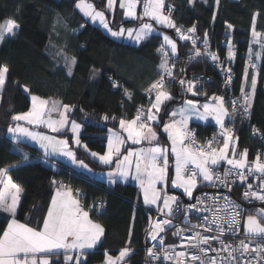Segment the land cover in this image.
<instances>
[{
	"label": "snow or ice",
	"instance_id": "snow-or-ice-1",
	"mask_svg": "<svg viewBox=\"0 0 264 264\" xmlns=\"http://www.w3.org/2000/svg\"><path fill=\"white\" fill-rule=\"evenodd\" d=\"M194 2L195 0H189L190 4ZM215 2L218 6L219 0H215ZM141 4L142 12L138 15L137 7ZM116 5L117 0H106L104 8L97 9L96 5L89 0H77L75 7L90 18L93 23H99L113 37H126L140 43L157 31L153 27V23L150 22L155 21L158 25L175 29L182 40H190L193 46L197 44L199 37L194 35L196 26L193 25L187 29L186 34L182 27L177 26L171 18L173 10L171 6L168 7L167 14L165 13V0H119L123 18L130 21L139 20L140 24L135 28H125L121 25L114 30L111 27L112 21L109 20L106 13L114 15ZM255 15H259V13ZM145 18H148L149 22H145ZM19 27L18 21L14 18L5 19L0 23V43L6 37L15 36ZM227 28L232 29L233 25L228 24ZM252 31L254 38L262 36L261 33L255 31V20H253ZM203 48V52L199 47L191 49L193 56L189 59L205 56L214 63H219L218 54L209 50L207 32L204 33ZM157 51L161 53V62L158 66L159 78L144 89L149 97V106H140L132 119L119 118L121 131L109 129L107 151L103 155L91 151L88 145L83 143L80 138L82 125L75 119H70V115L75 111L74 107L61 100L31 95V108L26 112L14 113L11 116L12 124L9 125L7 131L12 134L14 142L19 143L23 139L36 142L45 157H65L76 167L86 172H92L93 170L83 159L77 158L76 151L69 139L67 137L60 138L64 136L65 132H70L72 144L76 148H83L100 164L111 165L115 160V169L105 174L110 184H115L120 179L126 180L129 176L137 180L143 191L144 203L156 206V211L164 217L163 219L160 216L154 220L150 219L149 228L146 230L147 236L152 241H157L159 238V244L163 246L164 237L161 234L176 227V231L171 234L181 239L179 247L193 250L176 251L178 246L173 244L158 252L156 251L157 245L153 244L146 250V255L149 258L146 264H151V261H159L161 256L164 260L172 261L173 264H264V244L258 243L255 247L251 246L252 240L264 239V223L261 222L264 219V208L256 209V215L247 216L244 224L247 242L241 239L238 245L233 247L231 244L225 243L224 236L225 233L235 235L240 231L241 216L237 209H240L241 206L232 201L229 196L211 197L212 206L210 207L205 203V200L209 198L207 194H204L196 198L195 204L184 206L185 222L190 225V228L185 229L175 226L172 219L174 211L180 208L179 198L174 195H162V191L157 188L158 184L166 185L168 182V155L171 151L175 158V176L171 183L176 188L182 189L183 194L187 197L192 198L193 192L198 186L208 184L214 187L223 185L231 191V183H235V181L230 182L229 177L235 176L241 182H246L249 176L255 175L260 180L259 187L253 190V185L248 183L243 192V198L249 202L252 200L264 202V160L261 159V154L257 153L255 160L250 164L247 159L248 149L244 148L237 153L238 137L233 135L232 128L225 126L226 118L234 120L237 112L250 118L251 98L255 93L259 75V68L253 62L251 50L248 67L252 68L254 72L251 77L250 92L246 93L244 87H241V96L230 102L231 111L226 107L223 96L214 94L210 98L211 102L203 104H200L196 99H185L179 106L167 112L169 119L162 125L160 123L161 108L162 106L166 108V102L175 99L172 93L167 90V83H177L182 95L192 93L193 96H199L201 93L196 91L199 84L198 79L177 80L174 76L175 63L170 64L169 52L175 55L177 44L172 38L166 34L163 35V42ZM57 55L63 57L68 74L71 75L72 69L77 63L76 56L69 55L63 48L59 49ZM234 56L233 46L228 43V60L231 61ZM8 72L9 68L6 64L0 66V96H2ZM96 72L97 70L94 69V76ZM227 73L229 75L226 83H230L232 79L230 68L227 69ZM244 81L248 82V68H245ZM113 87L120 88L122 86L118 82H113ZM24 90L25 92L31 91L26 85ZM124 95L129 99L132 98V93L127 89L124 90ZM204 95L207 94L204 93ZM153 96L154 99H152ZM193 117L201 120H208L209 117L214 119L221 130L220 139L223 141L221 147L213 146L217 141L216 136L203 144L197 142L195 133L188 127L189 121ZM101 118L104 121L117 120L116 116H109L106 113ZM153 123L157 127H162V131L167 134L171 141L170 149L158 142V133L152 126ZM41 127L57 135L39 131L38 129ZM128 142L134 145L146 142L149 146L125 147ZM230 149L231 156L229 155ZM21 154L24 160L29 159L28 153L21 152ZM222 162L229 167L223 174L215 172L214 169ZM18 166L0 167V185H2L0 188V212L8 214L10 217L7 227L0 234V264H87V253L102 243L105 228L101 223L90 218L89 211L84 210L79 199L82 195L80 189L74 190L62 181L53 180L52 183L56 186L55 194L47 207L46 215L42 218V223L38 222L36 227L30 226L29 223H22L16 218L24 189L13 181L10 172L12 168ZM221 199L224 201L223 204H219ZM103 205L104 202L99 201L92 207H103ZM193 210L200 213H211V216L203 215L199 223L192 224L187 214ZM202 228L206 231H199ZM185 231L192 232V235L185 237ZM213 231L216 235L208 234ZM213 241H218L220 247L212 248ZM130 245L131 231L127 244L119 250L118 256L114 257L105 250L104 264H125L126 259L134 254V249ZM209 252H215L216 255L209 256ZM221 253L227 255H221ZM236 253H239V256ZM54 256H63V261L53 260Z\"/></svg>",
	"mask_w": 264,
	"mask_h": 264
},
{
	"label": "trees",
	"instance_id": "trees-1",
	"mask_svg": "<svg viewBox=\"0 0 264 264\" xmlns=\"http://www.w3.org/2000/svg\"><path fill=\"white\" fill-rule=\"evenodd\" d=\"M76 1L0 0V20L14 18L20 25L15 36L6 37L0 43V66L6 64L9 68L0 97V167L19 165L10 172L13 181L24 189L17 209L18 220L33 227L38 222L42 223L56 187L52 181L66 182L72 188L83 190L86 205L97 200L106 202L100 215L91 214L95 221L104 226L105 236L102 243L88 251L87 264L104 263L105 250L112 255L119 254V250L127 244L130 231V247L134 249V254L126 259L125 264H142L144 232L151 217L143 207L137 185L119 182L108 186L64 161L46 157L54 164L43 162L37 157L39 154L43 156L37 147L22 143L28 152L20 150L6 136L7 129L12 124L11 116L29 110L31 95L34 94L72 105L75 111L70 119H75L82 125L80 137L83 143L92 151L104 152L108 131L110 128H119V118L132 119L137 106H149V97L144 89L160 75L158 66L161 54L157 49L163 42L162 34L155 32L139 45L117 40L100 26L87 20L75 7ZM89 1L97 9H103L106 3V0ZM169 4L176 6L171 14L178 24L190 27L195 25L202 38L207 32V39L221 58L227 57L228 43L235 45L232 70L236 76L234 88L237 94L241 93V87H244L246 93L250 92L254 72L248 67L251 50L259 75L251 98V115L248 121L264 135V0H219L218 6L215 0H195L193 4L189 0H165V6L168 7ZM256 13L259 15H255ZM106 14L110 18V13ZM253 20L255 31L262 34L259 44L254 47ZM139 23L140 21L124 19L118 25L130 27ZM228 24H232L233 28L228 29ZM189 43L188 40L178 38L175 55H188L191 52ZM60 48L77 58L71 75L68 74L63 57L57 55ZM181 65L179 63L176 78L181 72ZM245 68H248L247 83L244 81ZM94 69L97 70L95 76ZM183 71L191 79L193 75L205 73L212 75L215 81L207 84L206 91L199 96L190 94L186 97L181 94L176 83L168 84L175 99L166 102V108L163 106L161 125L168 116L167 112L180 105L187 97L204 101L213 94H222L227 105V94L221 87L217 71L209 61L192 60ZM113 82H118L122 87H113ZM25 85L30 92H25ZM125 89L132 93L131 99L124 95ZM105 113L116 116L117 120L104 121L101 117ZM228 121L236 125L239 148H247L248 157L253 158L259 140L254 136L252 127L236 116L234 120L227 119L226 124ZM190 126L196 128L201 137L215 130L212 124L205 123L203 126L198 121H192ZM157 129L160 140L168 143L166 134L161 131L162 127ZM75 151L78 159H83L96 169L113 167V164H100L83 148L75 147ZM21 152L28 153L29 159L24 160ZM202 187L198 186L195 191ZM9 219L8 214L0 212V234L7 227ZM52 259L63 261L62 256H54Z\"/></svg>",
	"mask_w": 264,
	"mask_h": 264
},
{
	"label": "built area",
	"instance_id": "built-area-1",
	"mask_svg": "<svg viewBox=\"0 0 264 264\" xmlns=\"http://www.w3.org/2000/svg\"><path fill=\"white\" fill-rule=\"evenodd\" d=\"M169 6L172 7V9H173L172 11L176 10L175 5L169 4L168 7ZM174 21L177 24V26H181L182 30L185 31V33L187 34V29H189L191 27L190 26H184L182 24H178L176 20H174ZM194 35H195V37H199L196 45H199V44L203 45V39L204 38H202L200 35H198L197 30H196V33ZM188 41H190V40H188ZM232 46H233V48H235V45H232ZM211 47H212V45L209 41V49H210V51L218 54L219 63H214L210 58H208V57H206V58L212 64V67L217 71V73L219 75L221 87L223 88V90L227 94V97H226L227 106L229 108V111H231V103H230L231 100L241 96V93L240 94L235 93V88H234L235 81H236V76L232 70V66L234 64V59L232 58L231 61H229L227 57L221 58L219 52L217 50H214L213 48L211 49ZM169 56L171 57L170 64L175 63V68L173 69V74L175 76L176 71L179 68V63L184 64V63H186L187 60L183 57H179L177 55H173L170 53H169ZM221 65H222V67H221ZM229 68L231 69L230 75L232 76V79H231L230 83H226L227 76L229 75V73H227V69H229ZM178 79H185V80L198 79L199 84H198V87L196 89L200 92L206 91L207 84H211L212 82L215 81V78L212 75H210V74L208 75L205 73H199V74L193 75V78L191 79V78L187 77V74L185 71L180 72L177 80ZM168 84H171V82L167 83V85ZM176 86H177V88H179V90L181 92L180 86L177 83H176ZM187 95H190V93L184 94L183 96L186 97ZM142 105L145 107H148L147 104H141V105L137 106V109ZM250 113H251V109H250ZM235 116L241 118L243 121H246L247 126L252 127L254 136L257 137V140H259V143L255 148V154L260 153L261 159L264 160V135H262L259 131H254L257 129L248 121L249 120L248 117L242 116L239 112H237V114ZM204 125L205 124H203V126ZM226 125L233 129V135L235 137H237L235 123L232 121H228ZM189 129L195 133V138H196L198 143H201V144L206 143L208 140L212 139L213 136L217 137V141L213 145L214 147L218 148L219 145L222 143V140L220 139V131H221L220 129L215 128V130L213 132H211L210 134L204 135L203 137L198 135V131L196 128L190 127ZM186 143H187V141H186ZM41 159L44 162L51 163V164L53 163L46 157L42 156ZM228 167L229 166H227V165H220L217 168H215L214 171L217 173L223 174L225 169ZM229 181L230 182L235 181V183H231V191H229L227 188L223 187V185H219V186L214 187V186L208 184V185H205L202 188L198 189L197 191H194L192 198H189L186 195L179 194L177 197L179 198L180 208L178 210L174 211V213H173V216H172L173 224L175 226H179V227H182L185 229L190 228V225L185 222L184 206L189 205V204H195L197 197H200L204 194H207V197L209 199H206L205 203L211 207L212 206L211 199H210L211 197H214L217 195L229 196L232 201H234L236 204H239L241 206L240 209H237V211L240 212L241 222L239 225L240 231L237 232L235 235H233L232 233H225V236H224L225 243L231 244L233 247H235L238 245L239 240H241V239H244L247 242L248 238H247L246 233L244 232V229H243L244 218H245L247 213H254L255 209L258 206L264 207V202H261L259 200H252L251 202H249L248 200H245L243 198V192L245 191L248 183H251L253 185V190H256L259 187L260 180H258L255 175H251L248 177V180L246 182H241L240 180L236 179L235 176L229 177ZM63 183L69 185L66 182H63ZM217 183L219 184V182H217ZM73 189L75 190V189H80V188H74L73 187ZM80 191H81L82 195L79 197V199L81 200V203L84 206V210L85 211L90 210L91 213H93L94 215H100L105 209L106 202L103 201L104 202L103 207L93 208L92 205L94 203L99 202L100 200H97L95 202H91L89 205H86L85 201L83 200L84 192L82 189H80ZM223 203H224V201H223V199H221L219 201V204H223ZM143 207L150 214V217H151L150 219L154 220L158 216H160V214L156 211V207H150V206H143ZM187 215L190 217L191 223L196 224V223L200 222V219H202L203 215L211 216V213H207V212L200 213V212H196L195 210H193L191 213H188ZM160 218L163 219L164 217L160 216ZM148 228H149V225L147 226V228L145 229V232H144L142 264H146V262L148 261L149 258L146 255V250H147V248L152 247L153 244L157 245L156 251H158V252L162 251V248H167L168 245H173V244L178 246L176 248V251H193L191 249L179 247V245L181 244V239L179 237H175L171 234L172 232L176 231V227H172L170 230H167L165 233L161 234L164 237V245L163 246H161L159 244V238L157 241H152L151 238L147 236L146 230ZM199 231L205 232L206 230L202 228V229H199ZM208 234L209 235H216L215 231H213L212 233H208ZM189 235H192V232H190V231L184 232L185 237H187ZM258 243L264 244V239L256 238V239L252 240L251 246L255 247L256 244H258ZM211 247L212 248H219L220 247L219 242L213 241L211 244ZM213 255H216V253L215 252H209V256H213ZM221 255H227V254L221 253ZM236 255L239 256V253H236ZM254 255L255 254L253 253V256ZM151 264H173V262L164 260L163 256H161L159 261H151Z\"/></svg>",
	"mask_w": 264,
	"mask_h": 264
},
{
	"label": "rangeland",
	"instance_id": "rangeland-1",
	"mask_svg": "<svg viewBox=\"0 0 264 264\" xmlns=\"http://www.w3.org/2000/svg\"><path fill=\"white\" fill-rule=\"evenodd\" d=\"M77 2V1H76ZM89 2H91V1H89ZM91 3H93V2H91ZM106 4V3H105ZM167 9H168V7H166L165 6V13L167 14ZM79 10V9H78ZM80 11V10H79ZM115 11H116V13H114V15L113 14H111L110 13V18H109V20H111L112 21V23H114V25L111 23V27L114 29V30H116V29H118L121 25H118L119 24V22L121 21V20H128L127 18H123V10H121L120 8H119V0H117V5H116V8H115ZM81 12V11H80ZM142 12V4L141 5H138V7H137V13H138V15L140 14ZM82 13V12H81ZM83 14V13H82ZM84 15V14H83ZM107 15V14H106ZM85 16V15H84ZM108 16V15H107ZM86 17V19L87 20H89L92 24H94V25H98V26H100L102 29H103V31H105L108 35H110L99 23H93L91 20H90V18H88L87 16H85ZM171 18L173 19V20H175L173 17H172V14H171ZM4 20H0V23H2ZM136 21H139V20H136ZM145 22H149L148 21V18H145ZM151 23H153V27L155 28V29H157V31L156 32H159V33H161L162 34V36L163 35H168L170 38H172L175 42H176V44H177V39L179 38V39H181L180 38V36L176 33V31H175V29H169V28H167L166 26H163V25H158V24H156L155 23V21H150ZM140 24V23H139ZM139 24H137V25H134V26H130V27H132V28H135V27H138L139 26ZM123 27H125V28H129V27H126V26H123ZM172 31H173V33H172ZM155 33V32H154ZM111 36V35H110ZM111 37H113V36H111ZM113 38H115V39H117V40H123V41H125V42H129V43H132V44H137V45H139L140 43H142V42H140V43H136V42H134V41H132V40H130V39H128V38H126V37H123V38H117V37H113ZM162 40H163V38H162ZM182 40V39H181ZM145 41V40H144ZM191 43V42H190ZM189 43V44H190ZM259 44V37H253L252 38V47H254V46H257ZM194 47H199L200 49H201V51L203 52L204 51V48H203V45L202 44H199V45H195V46H193L192 44H191V47H190V49H193ZM213 47H211V49H212ZM210 50V49H209ZM191 56H193V52L191 51L188 55H181V57H183V58H185L187 61H186V63H184V64H182L181 65V69H185V68H187V66L188 65H190V62L192 61V60H195V59H202V60H205V61H208V59L205 57V56H200V57H197V58H195V59H189V57H191ZM234 59V58H233ZM167 90L168 91H170L169 90V88H168V86H167ZM196 91L197 92H199V93H201L200 91H198L197 89H196ZM190 94H192V93H190ZM34 95V94H33ZM214 95V94H213ZM213 95H211L210 97H208L207 99H205L204 101H200L199 99H196V98H192V97H187L186 99H196V100H198L199 101V103L200 104H203V103H206V102H211L210 101V98L213 96ZM215 95H217V96H223L222 94H215ZM1 97V96H0ZM224 97V96H223ZM154 99V98H153ZM225 105H226V103H225ZM179 106V105H178ZM177 107V106H176ZM175 107V108H176ZM226 107H228L227 105H226ZM31 108V107H30ZM29 108V109H30ZM174 109V108H173ZM28 111V110H27ZM26 112V111H25ZM163 113H164V111H163V106H162V108H161V111H160V122H161V120H162V117H163ZM55 115V114H54ZM168 119H169V116H166L165 117V120H164V123L165 122H167L168 121ZM226 120H227V118H226ZM226 120H225V126L226 127H228L227 125H226ZM192 121H198V122H205V123H209V124H212L213 126H214V128H217V129H220L219 128V125H217L216 124V122L214 121V119L212 118V117H209L208 118V120H201V119H198V118H195V117H193L190 121H189V124H188V127L190 128L191 126H190V123L192 122ZM77 123H79L78 121H77ZM154 128H155V130L157 131V133H158V129H157V127H156V125H155V123H153V125H152ZM110 129H112V130H115V131H121L120 130V128H117V129H115V128H110ZM39 131H43V132H48L49 134H52V135H57V134H55V133H50L49 132V130H47V129H45V128H43V127H41L40 129H38ZM161 131H162V129H161ZM163 132V131H162ZM7 133H8V131L6 132V135H7ZM67 133H69L70 135H65L64 134V136H61L60 138H65V137H67L68 139H69V142H70V144L72 145V147L74 148V150H75V145L74 144H72V137H71V133L70 132H67ZM164 133V132H163ZM122 135H126V134H123V133H121ZM166 134V133H165ZM108 135H109V131H108V134H107V137H108ZM166 136H167V134H166ZM158 137H159V133H158ZM81 138V137H80ZM168 138V137H167ZM169 140V139H168ZM22 142H26L27 144L28 143H30V145H36V146H38L39 147V145L36 143V142H34V141H31V140H27V139H23L22 140ZM162 146H164V147H169V149H170V145H171V141L169 140V143L167 144V143H164V142H162L161 140H160V138H159V141H158ZM222 143H223V141H222ZM222 143L219 145V147H221L222 146ZM149 145L145 142V143H143V144H141V145H137V146H135V145H133L132 143L128 146V147H132V148H139V147H148ZM218 147V148H219ZM236 150H237V153H239V152H241L242 150H243V148L242 149H240L239 148V146L237 145V148H236ZM39 151L40 152H42L43 153V151L39 148ZM92 151V150H91ZM107 151V146H106V150L104 151V152H98V153H100L101 155H103L105 152ZM94 152H97V151H94ZM44 154V153H43ZM172 155V160H171V158L169 157V155ZM169 155H168V160H169V170H168V182H167V184L166 185H162V184H158L157 185V188L158 189H160L161 191H162V195H164V194H166V195H169V196H178L179 195V193H177V192H180V193H182L183 194V191H182V189H179V188H176L174 185H172V183H171V181H172V179H174V176H175V171H174V154H172L171 153V151H169ZM229 155L231 156V149H230V151H229ZM256 155L257 154H255L254 155V157L253 158H249V157H247V159H248V161H249V163L251 164V162L252 161H254L255 160V157H256ZM38 157H39V159L41 160V161H43L41 158H42V155L41 154H39V155H37ZM50 158H53V159H56V160H63V161H66L68 164H70V165H72L74 168H76L77 170H80V171H82V172H85L86 174H88V175H98V176H96V177H99V178H101L99 175L100 174H106L108 171H111V170H113L112 168H109V169H96V168H94V167H92V166H90L88 163H86V164H88L89 165V167L93 170L92 172H86L85 170H83V169H81V168H78V167H76L75 165H73L72 163H70L65 157H57V156H52V157H50ZM237 158H239V156H237ZM44 162V161H43ZM220 165H227L226 163H224V162H222ZM219 165V166H220ZM227 166H229V165H227ZM115 169V168H114ZM123 181V183H125V182H127V181H131V183H137V185L139 186V188H140V185H139V182L137 181V180H135V179H133L132 178V176H129L126 180H122ZM169 189H172L173 191H169ZM140 191H141V193H143V191H142V189L140 188ZM194 193V192H193ZM161 206H162V203H161ZM154 207H156V206H154ZM259 208H264V207H261V206H258L256 209H259ZM256 209H255V212L254 213H247L246 214V216H245V218H244V223H243V229H244V232L246 233V231H245V228H244V224H245V221H246V218H247V216L248 215H256L257 213H256ZM87 210V209H86ZM87 211H89V216H90V218L91 219H93L92 218V216L90 215V214H92L91 213V211L90 210H87ZM259 218V217H258ZM94 220V219H93ZM95 221V220H94ZM261 222L262 223H264V219H262L261 220ZM108 254H110V253H108ZM110 255H112V254H110ZM119 254H117V255H112V256H118ZM98 264H101V263H98ZM102 264H104V263H102Z\"/></svg>",
	"mask_w": 264,
	"mask_h": 264
},
{
	"label": "crops",
	"instance_id": "crops-1",
	"mask_svg": "<svg viewBox=\"0 0 264 264\" xmlns=\"http://www.w3.org/2000/svg\"><path fill=\"white\" fill-rule=\"evenodd\" d=\"M201 123H203V124H205V122H201ZM82 130V129H81ZM65 133H67V132H65ZM7 138L9 139V140H11L14 144H15V146L17 147V148H19L20 150H23V151H27L28 152V150L26 149V147L25 146H23L22 145V143L23 144H25L26 142H19V143H17V142H14L13 140H12V134L11 133H7ZM159 138H160V135H159ZM164 143H165V141H164ZM168 143H169V140H168ZM167 143V144H168ZM27 144V143H26ZM29 145H30V143H28ZM131 144V142H128L126 145H125V147H128L129 145ZM134 145V144H133ZM32 146H34V145H32ZM135 146H137V145H135ZM35 147H37V149H38V151H39V147L38 146H36L35 145ZM123 151V150H122ZM40 152V151H39ZM40 153H42V152H40ZM43 154V153H42ZM38 157V156H37ZM43 157H45V155L43 154ZM169 157L171 158V160L173 159L172 158V155L170 154L169 155ZM60 161H63V160H60ZM64 162H66V161H64ZM67 163V162H66ZM68 164V163H67ZM113 168L112 169H114L115 168V160L113 161ZM70 165V164H69ZM70 166H72V165H70ZM73 167V166H72ZM76 169V168H75ZM77 170V169H76ZM78 171H80V170H78ZM82 172V171H81ZM83 173H85V172H83ZM86 174V173H85ZM88 175V174H87ZM90 177H92V178H95V179H97V180H99V181H102V182H104V183H106L108 186H113V185H115V184H117V183H119V182H123L122 180L123 179H120V180H118L117 181V183H115V184H110L109 182H108V180H107V177H106V175L103 173V174H100L99 176L101 177V178H99V177H96V176H98V175H89ZM125 183H131V181H127V182H125ZM133 184H135V183H133ZM135 185H137V183L135 184ZM138 186V185H137ZM139 187V186H138ZM0 188H2V185H0ZM139 190H140V188H139ZM169 191H173L172 189H169ZM140 193H141V191H140ZM55 194V190H54V193H53V195ZM22 195V194H21ZM20 199H21V197H20ZM141 199H142V203H143V205H145V206H150V205H146L145 203H144V199H143V193H141ZM150 207H154V206H150ZM91 215V214H90ZM23 223V222H22ZM93 250V249H92ZM62 258H63V256H62Z\"/></svg>",
	"mask_w": 264,
	"mask_h": 264
},
{
	"label": "bare ground",
	"instance_id": "bare-ground-1",
	"mask_svg": "<svg viewBox=\"0 0 264 264\" xmlns=\"http://www.w3.org/2000/svg\"><path fill=\"white\" fill-rule=\"evenodd\" d=\"M173 32V31H172Z\"/></svg>",
	"mask_w": 264,
	"mask_h": 264
}]
</instances>
